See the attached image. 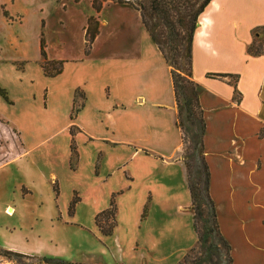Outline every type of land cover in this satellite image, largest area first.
<instances>
[{"label":"rangeland","instance_id":"obj_1","mask_svg":"<svg viewBox=\"0 0 264 264\" xmlns=\"http://www.w3.org/2000/svg\"><path fill=\"white\" fill-rule=\"evenodd\" d=\"M203 2L97 0L98 11L94 0H0V89L8 96L0 92V119L19 133L25 150L0 169L3 208L10 204L30 214L39 208L42 215L61 212L70 222L66 236L88 264H115L118 258L120 264H178L186 255V264H231L228 243L207 233L206 181L203 169L195 168L194 128H202L196 101L191 105L194 123L180 95L182 140L178 151L164 159L171 165L166 168L145 151L159 145L147 131L144 110L127 103L104 123L83 112L86 81L93 109L106 108L105 99L128 100L131 91L144 86L143 67L135 59L141 46H150L143 31L163 52L170 70L182 75V93L199 94L190 42ZM92 16L99 21V33L90 44L86 28ZM41 39L48 60L64 61L56 77L44 74ZM261 41L264 37L257 45ZM89 48L92 56L85 55ZM4 133L9 134L7 129ZM112 199L117 213L108 223L117 227L104 235L95 218ZM0 264L46 263L8 258L0 248Z\"/></svg>","mask_w":264,"mask_h":264},{"label":"crops","instance_id":"obj_2","mask_svg":"<svg viewBox=\"0 0 264 264\" xmlns=\"http://www.w3.org/2000/svg\"><path fill=\"white\" fill-rule=\"evenodd\" d=\"M143 32L150 46H141L135 59L143 67L144 86L131 91L128 100L105 99L106 108L93 109L90 81H86L81 89L83 112L99 116L104 123L127 103L144 110L147 131L159 148L142 150L151 152L166 168L171 165L164 159L181 145L179 109L170 67L151 36ZM255 37H264V0H211L197 19L191 43L192 75L201 87L199 102L206 123L209 191L221 233L231 246V264H264V51L249 53ZM2 204L0 200L1 249L88 264L80 256L81 248L66 236L70 222L61 212L42 215L39 208L30 214ZM120 263L118 258L115 264Z\"/></svg>","mask_w":264,"mask_h":264},{"label":"trees","instance_id":"obj_3","mask_svg":"<svg viewBox=\"0 0 264 264\" xmlns=\"http://www.w3.org/2000/svg\"><path fill=\"white\" fill-rule=\"evenodd\" d=\"M96 1L97 0H94V5L96 4ZM210 2H211V0H204V2L201 4L200 9H199V11L196 15V18H195L196 23H197V19H198L199 15L205 10L206 6ZM95 8L98 11H100L101 6L95 5ZM4 14L6 17H9L7 11H4ZM196 23L191 30V42L190 43H192V37H193V33L195 31V28H196ZM98 33H99V21L97 20V18L95 16H92L89 18L88 26L86 28V37H87L86 40H87V42L92 44L95 41ZM259 40L260 39L258 37H255L253 43L251 44V46L248 49L250 54L259 55L264 51V44L257 45V42H259ZM261 42H264V41H261ZM40 50H41V54L43 55V57L45 59L44 64H43L45 76L56 77L57 75L61 74L63 72L64 61L63 60H48L47 52H46V45H45L43 39H41ZM89 53H90V48L86 50V54L88 55ZM164 58H165V56H164ZM165 60H166V58H165ZM171 72H172L173 81H174L175 97H176V101H177L178 109H179L178 116H177V125H179V119H180L181 111H182V107H183L181 100H180V95H182L185 99V106H186L187 112L189 113V116H188L189 120H192L195 123V120L193 119V111L191 109V105H192L193 100L196 101L197 105L201 109L202 128L200 129L199 132L197 131L196 127L194 128L193 139L196 140L195 168L198 169L201 167L203 169V177H204V180L206 181V184H205L206 186H205V191H204V207L206 208V211H207V223L209 224V228L207 230V233L211 234L214 239H216L218 236L223 241L227 242V240L224 238V236L221 233L220 225L218 222L216 205H215V202L212 199V197L210 195V191H209L210 172H209V167H208L206 160H205V157H204V133L206 130V123L204 120V113H203V110H202L200 102H199V94L200 93L197 94L194 92L193 95H185L184 93H182V91L184 89V86L180 83V81L183 80L182 75H177L174 70H172ZM77 91H78V89L76 90V92ZM0 92L8 100V96H7L5 89H0ZM74 108H75V106H74ZM4 129H7V131L9 132L8 135H5ZM197 139H198V141H197ZM24 153H25V150L23 148V143L21 141L19 133L15 129L11 128L9 126V124H7L5 121L0 119V166L10 162L11 160L17 158L20 155H23ZM189 187H190L191 195H192V203H193V206H195L196 194L194 193V191L192 190L190 185H189ZM69 211H70V213H73V211H74V207L72 204L69 208ZM194 211H195V215H198V213H199L198 209L195 208ZM116 213H117V207L115 205L114 200L112 199L110 206L97 214V216L95 218V222L104 235H112L113 234V231H114L117 223L111 224V223H108V220L112 217H115ZM228 245H229V243H228ZM229 250H230V256H231V246L230 245H229ZM2 254L8 258H12V257L36 258L41 263H46V264H82V263L68 262V261H66L62 258H59V257L26 255L23 253H19V252L7 250V249H2ZM187 262H188V255H186L184 257L183 262L178 263V264H186ZM231 263H232V258H231Z\"/></svg>","mask_w":264,"mask_h":264},{"label":"bare ground","instance_id":"obj_4","mask_svg":"<svg viewBox=\"0 0 264 264\" xmlns=\"http://www.w3.org/2000/svg\"><path fill=\"white\" fill-rule=\"evenodd\" d=\"M8 209H9V208H8ZM8 212L11 213L10 210H8ZM13 213H14V212H13Z\"/></svg>","mask_w":264,"mask_h":264}]
</instances>
